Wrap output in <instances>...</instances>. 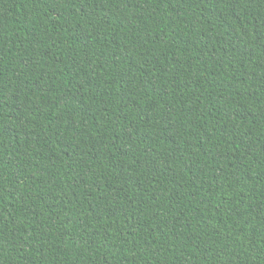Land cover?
Returning a JSON list of instances; mask_svg holds the SVG:
<instances>
[{"label":"trees","instance_id":"16d2710c","mask_svg":"<svg viewBox=\"0 0 264 264\" xmlns=\"http://www.w3.org/2000/svg\"><path fill=\"white\" fill-rule=\"evenodd\" d=\"M0 264H264V0H0Z\"/></svg>","mask_w":264,"mask_h":264}]
</instances>
